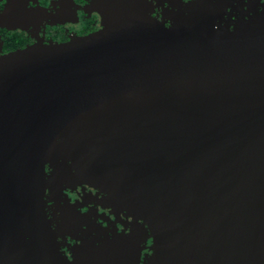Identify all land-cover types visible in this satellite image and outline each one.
<instances>
[{
    "label": "water",
    "instance_id": "obj_1",
    "mask_svg": "<svg viewBox=\"0 0 264 264\" xmlns=\"http://www.w3.org/2000/svg\"><path fill=\"white\" fill-rule=\"evenodd\" d=\"M143 1L0 54V264L79 263L46 213L72 174L143 223L112 264L148 238L143 264H264V9L211 31L219 13L190 3L166 26Z\"/></svg>",
    "mask_w": 264,
    "mask_h": 264
},
{
    "label": "flooded vegetation",
    "instance_id": "obj_2",
    "mask_svg": "<svg viewBox=\"0 0 264 264\" xmlns=\"http://www.w3.org/2000/svg\"><path fill=\"white\" fill-rule=\"evenodd\" d=\"M200 1V0H199ZM144 0L146 13L164 24L168 13H180L189 6L198 7L200 13H219L215 23L225 20L229 29L242 23L251 13L264 9V0ZM108 0H0V54L37 42H66L74 36H82L102 26V13ZM134 9V6L132 7ZM249 18V17H248ZM237 23V24H236ZM221 25V26H222ZM215 26V25H213ZM223 27V28H224ZM45 170L47 165H45ZM68 183H61L62 190L46 188V213L55 234L58 247L68 260L82 253H94L99 264H112L106 259V251L120 245L127 252L132 244L129 234L135 225H143L121 204L97 188L72 174ZM59 184V183H58ZM137 221V223H135ZM138 264L149 256L150 239L141 243ZM127 254H125L126 256ZM78 258V264L82 261ZM126 259V258H125Z\"/></svg>",
    "mask_w": 264,
    "mask_h": 264
},
{
    "label": "rangeland",
    "instance_id": "obj_3",
    "mask_svg": "<svg viewBox=\"0 0 264 264\" xmlns=\"http://www.w3.org/2000/svg\"><path fill=\"white\" fill-rule=\"evenodd\" d=\"M253 14H254V13H251L248 17H251ZM248 17H247V19H248ZM227 23H228V22L225 21V20L219 21V22H217V23L214 24L215 26H213V28L211 29V31H213V30H215V29L223 28L224 26H228ZM222 24H225V25L223 26ZM236 24H237V23H236ZM221 25H222V26H221Z\"/></svg>",
    "mask_w": 264,
    "mask_h": 264
}]
</instances>
